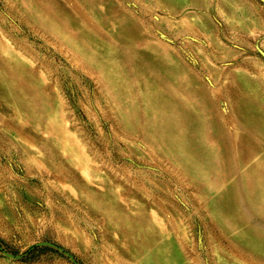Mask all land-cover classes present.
<instances>
[{
	"label": "rangeland",
	"instance_id": "obj_1",
	"mask_svg": "<svg viewBox=\"0 0 264 264\" xmlns=\"http://www.w3.org/2000/svg\"><path fill=\"white\" fill-rule=\"evenodd\" d=\"M261 51L264 0H0V264H264Z\"/></svg>",
	"mask_w": 264,
	"mask_h": 264
},
{
	"label": "water",
	"instance_id": "obj_2",
	"mask_svg": "<svg viewBox=\"0 0 264 264\" xmlns=\"http://www.w3.org/2000/svg\"><path fill=\"white\" fill-rule=\"evenodd\" d=\"M261 54L264 56V52L261 51ZM50 245H53V244H50ZM60 250H63V248H60ZM67 255H69V253H66Z\"/></svg>",
	"mask_w": 264,
	"mask_h": 264
}]
</instances>
